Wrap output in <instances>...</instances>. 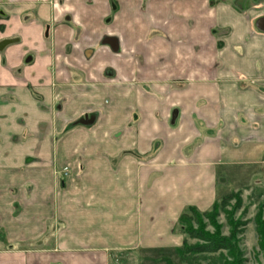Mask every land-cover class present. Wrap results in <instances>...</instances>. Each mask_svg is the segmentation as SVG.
<instances>
[{
	"label": "crops",
	"instance_id": "obj_1",
	"mask_svg": "<svg viewBox=\"0 0 264 264\" xmlns=\"http://www.w3.org/2000/svg\"><path fill=\"white\" fill-rule=\"evenodd\" d=\"M234 2L0 0V264H165L264 164V0Z\"/></svg>",
	"mask_w": 264,
	"mask_h": 264
},
{
	"label": "rangeland",
	"instance_id": "obj_2",
	"mask_svg": "<svg viewBox=\"0 0 264 264\" xmlns=\"http://www.w3.org/2000/svg\"><path fill=\"white\" fill-rule=\"evenodd\" d=\"M218 172L223 176L219 178L217 195L223 193L220 200L227 199L218 204L216 214L209 220L200 219L191 227L229 239L230 251H217L207 256L209 260L192 264H223V260L228 264H264V164L259 167H227ZM186 243L191 246L205 244L202 240L190 238ZM171 259L178 264L175 255Z\"/></svg>",
	"mask_w": 264,
	"mask_h": 264
},
{
	"label": "trees",
	"instance_id": "obj_3",
	"mask_svg": "<svg viewBox=\"0 0 264 264\" xmlns=\"http://www.w3.org/2000/svg\"><path fill=\"white\" fill-rule=\"evenodd\" d=\"M223 200H216L209 210L200 212L194 207H187L179 216L176 226L174 229L179 231L183 235L182 245L175 249V256L178 260V264H189V263H198L201 260H209L207 256L210 254H214L217 251L226 250L228 251L231 246V242L229 239L218 238L209 234H205L203 232H199L198 230H194L191 227L192 223H199L200 219H210L212 216L216 214L218 209V204L223 203ZM190 239H198L205 242L203 245H188L186 243L187 238ZM230 251V250H229ZM233 254V253H231ZM221 256V254H220ZM222 257V256H221ZM223 260V259H222ZM165 264H176L173 262L171 258L161 259ZM228 264L223 260V264Z\"/></svg>",
	"mask_w": 264,
	"mask_h": 264
},
{
	"label": "water",
	"instance_id": "obj_4",
	"mask_svg": "<svg viewBox=\"0 0 264 264\" xmlns=\"http://www.w3.org/2000/svg\"><path fill=\"white\" fill-rule=\"evenodd\" d=\"M244 4V0H235L234 5L238 9H242ZM264 23V21H262ZM262 30H264V26L261 27ZM9 43V40H3L0 42V50L4 48Z\"/></svg>",
	"mask_w": 264,
	"mask_h": 264
},
{
	"label": "built area",
	"instance_id": "obj_5",
	"mask_svg": "<svg viewBox=\"0 0 264 264\" xmlns=\"http://www.w3.org/2000/svg\"><path fill=\"white\" fill-rule=\"evenodd\" d=\"M67 174H68V173L64 170L63 175H64V176H67Z\"/></svg>",
	"mask_w": 264,
	"mask_h": 264
}]
</instances>
